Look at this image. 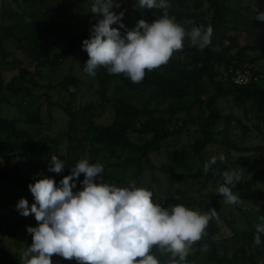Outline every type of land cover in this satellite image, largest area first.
Listing matches in <instances>:
<instances>
[{"label":"trees","instance_id":"16d2710c","mask_svg":"<svg viewBox=\"0 0 264 264\" xmlns=\"http://www.w3.org/2000/svg\"><path fill=\"white\" fill-rule=\"evenodd\" d=\"M54 1H60L61 4L52 5ZM72 1L74 0H12L19 8L0 7V22H3L0 25L1 62L8 65L10 58L14 57L15 53L7 50V46L13 45L27 59L37 62L38 67L50 64L57 72L71 60L79 64L84 71L88 55L80 50V38L70 40L69 44L60 50L54 49L59 41L65 40L62 30L70 32L65 15L77 24L81 22L78 5ZM240 1L168 0V14L174 16L186 28L190 29L192 26L188 21L205 28L212 26L210 45L204 49L189 47V41L186 39L182 51L176 52L167 65L146 71L144 80L139 84H133L123 74H108L100 78L95 86L102 101L98 113L102 116L108 106L112 120L108 124H90L81 139H75L72 135L73 130L79 127L76 120L70 122L65 134L56 138L42 136L37 139L33 131L47 125L42 106H54L50 95L45 93L37 99L33 96L30 86L38 88L39 85L34 79H27L28 70L25 68H21L20 75L7 85L0 81V106L13 105L11 97L23 101L19 106V119L10 120L0 112V264H18L15 254L6 248L5 241L7 238L19 237L13 227V218L19 213L16 207L19 200L27 199L29 206L34 202L28 185L37 179L49 177L59 186L60 180L71 174L68 155L77 149L86 151L87 147H90V163L102 164L103 153L124 158L115 167L129 172L131 180L135 181L137 186L146 187L154 194V185H159V172L163 169L157 165L155 158L161 155H167L169 158L166 167L174 171V181L205 178L219 183L223 181L219 173L233 168L224 161L217 160L213 168L205 173L203 166L208 161L211 149L221 147L240 155L252 153V149L239 148L230 142L231 124L244 123L234 112L227 113L223 104L227 102L232 107L243 110L246 117H249L252 109H256V116L264 124V72L255 71L254 79L247 85L239 86L232 81L231 69L243 68L246 63L258 64V59L250 52H262L264 57V32L259 35L258 48L245 46L240 48L237 54H230L232 49L239 48L238 37L229 35V32L235 29L234 25L241 23L236 17L252 26L264 25L263 22L251 20L243 14L245 10L253 11L252 6L238 10L233 8L232 5ZM256 1L264 4V0ZM119 2L121 7L117 13L124 12L121 22L126 29L136 25L130 21L131 13L135 14L137 21L145 19L151 22L159 18L164 11L140 8L138 0ZM39 5L41 9L45 8L55 16L54 25L45 28L31 21L32 13L36 9L40 10ZM258 10L264 12L262 9ZM57 25L59 29L56 28ZM29 28L34 30L32 35H20ZM124 31L125 29H121L122 33ZM12 63L23 64L18 59H14ZM85 75L90 77L87 73ZM18 82L22 84L19 86ZM81 87V79L68 76L57 88L66 91L71 97H76ZM33 99L36 100V109L32 107ZM162 101L168 102L165 111L153 106ZM196 109L200 110V116L194 114ZM95 110L97 111L94 106H88L82 111L92 113ZM64 111L73 116L77 115L67 108H64ZM91 115L93 119L95 113ZM180 116L182 118H179ZM133 136H140L141 140H134ZM185 138L190 140L186 143ZM65 140L68 141L67 152L62 150ZM52 156H56L64 164L65 168L59 174L48 170ZM4 163L6 166L2 168ZM235 170L240 173L244 166ZM102 178L106 183L113 179L103 174ZM81 182L80 175L75 189L82 188ZM232 191L240 198V203L236 204L239 212L237 218H231L224 212L223 196H212L213 208L216 209L218 217L210 222L203 240L193 246V251L187 258L189 264H198L202 260H205L206 264H245L247 259L248 264H261L255 260L256 256L247 258L246 250H264V234H261V244H254L256 226L264 224L260 219L264 216V191L254 182L239 183ZM167 203L169 206H195L185 197L168 199ZM239 217L245 221L246 227L238 224ZM29 226H38L37 221H31ZM232 241L238 243L237 253H241L246 260H242V256L236 253H222V248L225 247L222 242ZM204 245H207V250H204ZM258 253L257 250L254 251V255ZM153 254L161 260V264H165L169 259L168 255H161L156 247L153 248ZM56 257L61 258L60 264H76L75 260H64L59 256L52 257L53 264L60 261L58 258L56 260Z\"/></svg>","mask_w":264,"mask_h":264},{"label":"clouds","instance_id":"9594fccd","mask_svg":"<svg viewBox=\"0 0 264 264\" xmlns=\"http://www.w3.org/2000/svg\"><path fill=\"white\" fill-rule=\"evenodd\" d=\"M138 6L164 11L151 22L139 19L135 27L126 29L121 22L124 12L113 11L121 7L119 0H93L90 12L99 19L90 29V38L82 42V50L88 54L84 71L89 76L103 67L109 74H123L139 84L146 71L167 65L176 52L182 51L186 39L199 49L210 45L212 26L205 28L188 21L192 26L186 28L168 14V0H138ZM252 10L257 13L256 20L264 21V12L258 10L255 0ZM218 159L223 162L225 157ZM216 163L217 157L210 158L203 166L205 173ZM64 168L59 158L51 157L49 171L59 174ZM103 172L101 163L84 158L59 186L49 177L28 185L34 202L29 206L28 200L21 198L16 207L24 217L34 215L38 226L27 227L32 242L21 255L22 264H53L54 255L76 264H161L153 254L154 247L169 256L165 264H189L193 246L203 240L210 222L218 217L216 209L200 211L183 204L165 207L154 199L153 191L133 180L127 186L104 182ZM81 174L82 190L73 191ZM219 174L223 183L217 191L224 202L240 203L230 187L240 174L235 169ZM260 219L264 221V216ZM261 234L264 224L256 226L257 246Z\"/></svg>","mask_w":264,"mask_h":264},{"label":"rangeland","instance_id":"374dc122","mask_svg":"<svg viewBox=\"0 0 264 264\" xmlns=\"http://www.w3.org/2000/svg\"><path fill=\"white\" fill-rule=\"evenodd\" d=\"M77 3L81 22L77 24L73 19H71L68 15H65V19L67 23L70 25V32H66V30H62L63 36L65 40L59 41L55 50L62 49L65 45L69 44V41L78 37L81 39V47L80 50L86 54L87 52L82 50V42L85 39L90 38V29L93 24H95L99 17H95L93 13L90 12L91 5L93 0H84L79 1L74 0L72 3ZM253 1L251 0H241L237 4H233V8H248V6H252ZM257 8L262 9L264 11V4L255 0ZM52 5H60V1H54L51 3ZM19 8L17 4L13 3L12 0H0V7L2 8ZM40 10L36 9L32 13L31 21L41 24L45 28L55 24V16L50 14L47 9H41V6H38ZM113 11L118 12V8H113ZM243 14L251 19L256 20L255 15L257 14L254 11H244ZM137 17L134 13H131L130 21L133 24L137 23ZM238 18V21L241 23L235 24V29L229 32L230 36L238 37L239 48L232 49L230 51L231 55L237 54L240 48L245 46L250 47H259L260 46V38L259 35L261 32H264V25L260 26H252L249 22ZM242 18V17H241ZM264 23V21H261ZM3 22H0V25ZM56 28H60L58 25ZM25 32V33H24ZM23 33V34H22ZM34 30L29 28L20 35H32ZM189 47L191 46L190 42L187 43ZM228 45V43H225ZM7 50L14 52V57L10 58V62L8 65H5L1 62L0 57V81H4L5 85L12 82V80L20 75L21 68H25L28 70L27 79H34L39 85L36 88L34 85H31L30 88L33 89V96L37 99L39 96L48 93L50 95V100L54 104L53 107L49 108L48 104H44L42 106V113L45 118L46 126L36 128L37 131H33V134L37 139H40L42 136H50L52 138H56L58 135L65 134L68 131L70 122L76 120L79 127L73 130V137L75 139H81L85 136L88 126L92 123L98 124H108L112 120V116L110 113V109L106 106L104 109V114L102 116L99 115V110L101 106V100L96 92V85L99 83L100 78L103 76H107L109 73L103 67H100L96 70L95 76H86L82 68L79 64L68 60L62 67L60 71H54L50 64H46L44 67H38L37 62H34L32 59H27L24 55H22L18 50L15 49L13 45L7 46ZM54 50V51H55ZM252 56L258 59V64L246 63L245 65H251L256 71L264 72V57H262V52H250ZM14 59L21 60L23 62L22 65H14L12 62ZM244 65V66H245ZM68 76H76L81 79L82 87L80 93L76 97H71L69 93L63 91L60 88H57L59 84H61L64 79ZM261 76H263L261 74ZM263 82H261L262 84ZM19 86L22 82H18ZM121 84V82H120ZM54 88V89H51ZM13 102L12 104H6L0 106V112H2L7 118L10 120L19 119L20 111L19 106L23 102L22 99L11 97ZM33 102L32 107L36 109L35 99L31 100ZM224 108L227 113L234 112L241 120H243L244 125H239L234 122L231 124V134H230V142L239 148H249L252 149V153L240 155L234 152H228L221 147H215L211 149L208 153V160L212 157H217L219 160V156L223 155L225 157L224 162L228 164L231 168L237 169L244 166V170L241 171L240 179L234 182L233 185H230L232 190H234L239 183H247L254 182L256 186H258L262 191H264V124L256 116V109H252V113L249 117L245 116V112L241 109H237L236 107H232L231 104L225 102ZM88 106H94L97 111H93L95 113V117L92 119V113L88 111H82ZM154 107L160 108L162 111H165L168 108V102L162 101L153 105ZM64 108H67L72 113H77L76 116L70 115ZM196 116H200L201 112L199 109L195 110L194 113ZM179 118H182L181 116ZM248 129V131H247ZM134 140L140 141V136H133ZM186 143L190 140V138H185ZM78 146V145H77ZM180 146V145H179ZM68 141H64L62 145V150L67 152ZM69 168H73L76 163L80 159L87 158L90 159V147H87L86 151H82L81 149H77L76 152H71L69 155ZM102 165L104 166L105 177H112V181L108 182L110 184H116L117 186H127L128 182L131 180V175L129 172L121 171L118 167H115L116 164L121 163L123 159L118 157H113L109 154H102ZM169 158L167 155H161L160 157L155 158V162L158 166L163 167L160 170V182L159 185H154L155 194L154 199L161 203L162 206H169L167 203L168 199H180L185 197L189 199L191 202L195 204L194 207H191L195 210L200 211H209L213 208L214 202L211 199L212 196H222L218 193L217 187L219 184L223 183L220 181L219 183H214L212 180L203 179H184L181 181H174L172 179V174L174 171L170 167H166L168 165ZM5 163L2 168H5ZM149 169V167H148ZM1 172V167H0ZM82 181L84 179L83 174ZM81 189H73V191H78ZM224 212L231 216V218H237L238 216V208L237 205L226 204L224 199L222 200ZM243 207V205H241ZM238 224L241 227H246V223L242 218H238ZM31 221H36L35 218L31 215L24 217L17 213L13 218V227L16 228L18 239L7 238L5 241V246L9 250L15 254L18 264H22L21 255L22 253L30 246L31 244V236L27 232V227L29 226ZM224 246L222 248V253H231L238 254L242 256V260H246L250 257H255V260L261 264L264 263V250L263 249H247L245 258L241 253H237L236 248L239 247L236 241L232 242H222ZM259 252L254 255V251ZM56 256V255H54ZM58 257H56L57 260ZM60 261L55 264L61 263V258H58ZM249 260L245 264H248ZM198 264H206L205 260L199 261Z\"/></svg>","mask_w":264,"mask_h":264},{"label":"built area","instance_id":"2783aa9c","mask_svg":"<svg viewBox=\"0 0 264 264\" xmlns=\"http://www.w3.org/2000/svg\"><path fill=\"white\" fill-rule=\"evenodd\" d=\"M255 71L251 65H245L239 69H231L232 81L239 86L247 85L254 79Z\"/></svg>","mask_w":264,"mask_h":264}]
</instances>
